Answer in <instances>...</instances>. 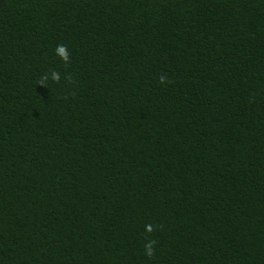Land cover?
Here are the masks:
<instances>
[{
    "label": "trees",
    "instance_id": "1",
    "mask_svg": "<svg viewBox=\"0 0 264 264\" xmlns=\"http://www.w3.org/2000/svg\"><path fill=\"white\" fill-rule=\"evenodd\" d=\"M0 264H264V0H0Z\"/></svg>",
    "mask_w": 264,
    "mask_h": 264
}]
</instances>
